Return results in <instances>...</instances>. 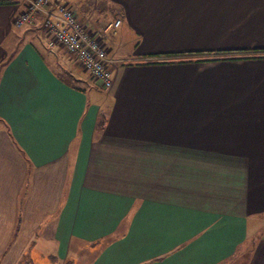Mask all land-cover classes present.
I'll return each instance as SVG.
<instances>
[{"label":"crops","instance_id":"obj_1","mask_svg":"<svg viewBox=\"0 0 264 264\" xmlns=\"http://www.w3.org/2000/svg\"><path fill=\"white\" fill-rule=\"evenodd\" d=\"M52 1L118 64L0 0V264H264V0Z\"/></svg>","mask_w":264,"mask_h":264},{"label":"built area","instance_id":"obj_2","mask_svg":"<svg viewBox=\"0 0 264 264\" xmlns=\"http://www.w3.org/2000/svg\"><path fill=\"white\" fill-rule=\"evenodd\" d=\"M25 9L14 19L16 27L32 25L38 14L43 15V29L49 49L63 48L96 81L102 89H109L113 83L117 60L109 53L104 39L117 35L121 18L103 23L95 36L86 22L76 15L66 2L52 0H23Z\"/></svg>","mask_w":264,"mask_h":264},{"label":"trees","instance_id":"obj_3","mask_svg":"<svg viewBox=\"0 0 264 264\" xmlns=\"http://www.w3.org/2000/svg\"><path fill=\"white\" fill-rule=\"evenodd\" d=\"M251 57V56H257V55H247L245 57ZM243 57V56H242ZM228 58H239L237 56H230ZM19 264H33V262L31 260H29V258H27L25 255L22 257L21 261Z\"/></svg>","mask_w":264,"mask_h":264},{"label":"rangeland","instance_id":"obj_4","mask_svg":"<svg viewBox=\"0 0 264 264\" xmlns=\"http://www.w3.org/2000/svg\"><path fill=\"white\" fill-rule=\"evenodd\" d=\"M109 22H111V21H106V22H104V23L107 24V23H109ZM102 24H103V23H102ZM101 26H102V25H100L98 32L100 31ZM114 36H115V35H114ZM42 47H43V46H42ZM43 48H44V47H43ZM45 50H46V47H45ZM69 56H70V55H69ZM113 57H114V56H113ZM114 58H115V57H114ZM115 59H116V58H115ZM116 60H117V59H116ZM76 62H77V61L74 60V61H73V64H74L75 66L79 65V63L76 64ZM117 64H118V61H117ZM79 66H80V65H79ZM80 67H81L82 70H83V67H82V66H80ZM80 83H81V82H80Z\"/></svg>","mask_w":264,"mask_h":264},{"label":"bare ground","instance_id":"obj_5","mask_svg":"<svg viewBox=\"0 0 264 264\" xmlns=\"http://www.w3.org/2000/svg\"><path fill=\"white\" fill-rule=\"evenodd\" d=\"M102 25V24H101Z\"/></svg>","mask_w":264,"mask_h":264}]
</instances>
